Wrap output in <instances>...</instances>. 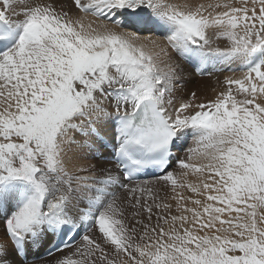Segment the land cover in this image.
<instances>
[{
	"label": "snow or ice",
	"instance_id": "6c2138e0",
	"mask_svg": "<svg viewBox=\"0 0 264 264\" xmlns=\"http://www.w3.org/2000/svg\"><path fill=\"white\" fill-rule=\"evenodd\" d=\"M0 264H264V0H0Z\"/></svg>",
	"mask_w": 264,
	"mask_h": 264
},
{
	"label": "bare ground",
	"instance_id": "6f19581e",
	"mask_svg": "<svg viewBox=\"0 0 264 264\" xmlns=\"http://www.w3.org/2000/svg\"><path fill=\"white\" fill-rule=\"evenodd\" d=\"M185 68L187 75L185 87L183 93L181 94L187 95L191 91H198L203 95V97L211 98L214 95L212 89L216 87V81L214 82V80H216L217 76H220V78L222 79L224 74L216 73L210 77L196 76L193 69L190 68L187 64L185 65Z\"/></svg>",
	"mask_w": 264,
	"mask_h": 264
},
{
	"label": "rangeland",
	"instance_id": "374dc122",
	"mask_svg": "<svg viewBox=\"0 0 264 264\" xmlns=\"http://www.w3.org/2000/svg\"><path fill=\"white\" fill-rule=\"evenodd\" d=\"M207 77H210V76H207ZM216 80H214V82H215Z\"/></svg>",
	"mask_w": 264,
	"mask_h": 264
}]
</instances>
